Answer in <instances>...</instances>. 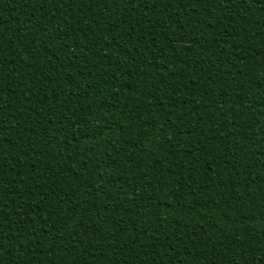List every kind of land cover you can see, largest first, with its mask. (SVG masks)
<instances>
[{"label": "trees", "instance_id": "1", "mask_svg": "<svg viewBox=\"0 0 264 264\" xmlns=\"http://www.w3.org/2000/svg\"><path fill=\"white\" fill-rule=\"evenodd\" d=\"M0 264H264V0H0Z\"/></svg>", "mask_w": 264, "mask_h": 264}]
</instances>
